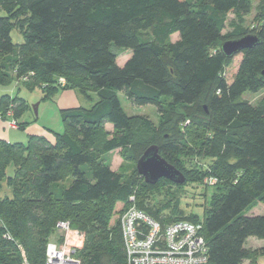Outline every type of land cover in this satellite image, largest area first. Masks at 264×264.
Segmentation results:
<instances>
[{"label": "trees", "instance_id": "1", "mask_svg": "<svg viewBox=\"0 0 264 264\" xmlns=\"http://www.w3.org/2000/svg\"><path fill=\"white\" fill-rule=\"evenodd\" d=\"M251 8V0H0V87L15 74L46 100L74 89L91 104L60 109L63 132L52 133V142L0 139V264H43L59 222L81 236L79 264H126L119 217L130 195L162 228L201 223L208 264H259L264 247L252 250L246 241L264 240V215L245 212L264 204V96L257 104L242 96L264 92V0L256 10L258 44L240 53L229 82L232 58L219 49L245 36ZM228 22L232 31L223 35ZM116 50L131 52L122 66ZM119 93L154 107L158 125L127 115ZM22 105L1 95V119L21 129ZM152 145L184 184H146L134 167L124 178L105 160L118 150L135 164ZM207 178L217 183L199 218L180 201L188 185L209 188Z\"/></svg>", "mask_w": 264, "mask_h": 264}, {"label": "rangeland", "instance_id": "2", "mask_svg": "<svg viewBox=\"0 0 264 264\" xmlns=\"http://www.w3.org/2000/svg\"><path fill=\"white\" fill-rule=\"evenodd\" d=\"M262 0H251V13L245 16V21L243 23L242 28L244 30L245 35H255L257 29V9ZM3 14V10H1L0 15ZM233 16L230 15L228 17V21L233 20ZM232 31V27L229 26V22L225 30L222 34H228ZM11 38L14 43L20 44L22 42V36L16 32H11ZM177 35L171 36V41L177 40ZM224 42V41H223ZM118 58L116 63L118 66H122L125 61L130 57V51H118ZM242 55L237 54L232 57L230 65L227 66L225 71V79L229 82L239 65ZM13 81L6 87H0V96L3 94H9L11 97L16 96L19 99V102H22V108L19 107L20 113L16 121L18 123L24 124L21 129L10 130L11 128L8 126V120L4 121L7 123V128H5L3 132L4 137H10L12 143H22L25 144L27 142V137L29 135H36L45 137L49 141H53L52 133H62L63 126L60 121L59 117V110L60 109H68L69 107H90V102L86 101L80 92L71 89V90H56L49 95L48 99H45V92L41 90L39 87H35L32 90H28L23 86V83H28L31 80L29 78H20L16 77L15 74ZM63 79V78H60ZM64 84L65 85V79ZM28 81V82H27ZM91 96L95 98V94L91 93ZM264 92L260 91L256 94L245 93L242 96L243 100L248 101L251 104H257L263 99ZM119 101L124 112L129 116H143L147 118L149 121L153 123V125H158L159 122V114L157 110L152 106H135L130 101L126 99V97L122 94H118ZM37 105V115L34 113V107ZM11 116L10 113H8ZM0 121H3L0 116ZM105 129L111 131L112 127L110 125H105ZM9 135V136H8ZM106 162L110 165V168L114 171H118L122 173L124 178L128 177V172L131 168H135L136 163L127 162L125 161L118 150L110 152L105 156ZM10 171V168L8 169ZM144 181V180H143ZM197 184L188 185L184 189V193L182 194L180 205L186 212H193L199 218H202V205L207 202L209 196L211 195L212 191L215 189L203 188V184L198 187H194ZM204 194V195H203ZM132 196V195H130ZM129 196V197H130ZM137 202V199H136ZM264 214V204L258 203L256 206L251 207L245 212V215H263ZM62 232L58 229H55L54 233L51 234L48 241L53 242H60L62 240ZM255 240V238H252ZM250 243V244H249ZM248 246L250 245V249L256 250L260 249V243H255V241H250ZM264 255L260 256L258 259L263 257ZM264 264V261L261 262Z\"/></svg>", "mask_w": 264, "mask_h": 264}, {"label": "built area", "instance_id": "3", "mask_svg": "<svg viewBox=\"0 0 264 264\" xmlns=\"http://www.w3.org/2000/svg\"><path fill=\"white\" fill-rule=\"evenodd\" d=\"M61 85L63 79H59ZM11 129H17L14 120H8ZM215 178L204 184L215 185ZM119 217L126 264H208L207 244L202 235V224L176 221L164 228L159 222L138 210L134 196ZM60 242L49 241L45 247L43 264H79L76 248L81 236L70 229L67 222H59Z\"/></svg>", "mask_w": 264, "mask_h": 264}, {"label": "water", "instance_id": "4", "mask_svg": "<svg viewBox=\"0 0 264 264\" xmlns=\"http://www.w3.org/2000/svg\"><path fill=\"white\" fill-rule=\"evenodd\" d=\"M258 44L255 35H245L234 40H227L220 45V52L226 58H232L242 51L253 48ZM264 77V71L262 72ZM37 115V105L34 107ZM136 172L146 184L154 185L159 180L165 179L174 184L182 185L185 183L183 174L163 159L155 145L149 146L136 162Z\"/></svg>", "mask_w": 264, "mask_h": 264}, {"label": "crops", "instance_id": "5", "mask_svg": "<svg viewBox=\"0 0 264 264\" xmlns=\"http://www.w3.org/2000/svg\"><path fill=\"white\" fill-rule=\"evenodd\" d=\"M69 108H75V107H69ZM66 109H67V108H66ZM5 128L9 129V128L7 127V123L4 122V121H0V139L5 140L6 142L12 143L13 141H11V139H9L10 137H4V136L2 135L3 132H4V130H5ZM10 130H15V129H10ZM8 136H9V135H8ZM263 215H264V214H263ZM251 216H253V215H251ZM254 216H255V215H254ZM250 241H255V243H257V241H258V243H260V244H258L259 247H260V248L264 247V240H257V239L252 240V238H249V239L246 241V247H247V248L250 247V245L248 246V243H249ZM249 244H250V243H249ZM263 261H264V256L261 257L260 259H258V263H259V264H261V262H263Z\"/></svg>", "mask_w": 264, "mask_h": 264}]
</instances>
